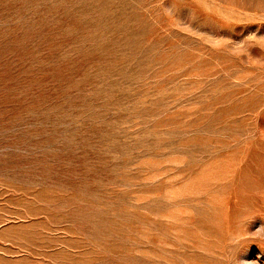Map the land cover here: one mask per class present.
I'll return each instance as SVG.
<instances>
[{"label": "rangeland", "instance_id": "1", "mask_svg": "<svg viewBox=\"0 0 264 264\" xmlns=\"http://www.w3.org/2000/svg\"><path fill=\"white\" fill-rule=\"evenodd\" d=\"M0 264H264V0H0Z\"/></svg>", "mask_w": 264, "mask_h": 264}]
</instances>
